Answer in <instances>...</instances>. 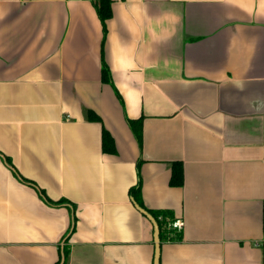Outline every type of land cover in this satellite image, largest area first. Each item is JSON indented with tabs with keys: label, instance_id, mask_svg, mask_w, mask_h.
<instances>
[{
	"label": "crops",
	"instance_id": "1",
	"mask_svg": "<svg viewBox=\"0 0 264 264\" xmlns=\"http://www.w3.org/2000/svg\"><path fill=\"white\" fill-rule=\"evenodd\" d=\"M98 1L0 0V264H264V0Z\"/></svg>",
	"mask_w": 264,
	"mask_h": 264
},
{
	"label": "trees",
	"instance_id": "2",
	"mask_svg": "<svg viewBox=\"0 0 264 264\" xmlns=\"http://www.w3.org/2000/svg\"><path fill=\"white\" fill-rule=\"evenodd\" d=\"M97 12L98 15L103 22L104 26L106 25V22L108 19L112 17V0H99L96 3ZM103 80H109L110 78V71L107 65L103 67ZM130 124L133 126L134 129H136L141 136V127H140V121L138 120H130ZM103 138H104V145L109 147L111 150H114V139L113 137L104 130L103 132ZM182 171L179 172V170L175 167L173 171V175L171 178V183L173 185H182L183 184V175ZM163 215L167 216V214L163 213ZM154 217L157 219L159 226H160V237H166L168 239H178L181 238L180 233L176 231V229L168 228V221L160 219L159 214L155 213ZM66 254L68 253L67 250H65Z\"/></svg>",
	"mask_w": 264,
	"mask_h": 264
},
{
	"label": "water",
	"instance_id": "3",
	"mask_svg": "<svg viewBox=\"0 0 264 264\" xmlns=\"http://www.w3.org/2000/svg\"><path fill=\"white\" fill-rule=\"evenodd\" d=\"M137 208L145 214L153 223L154 225V238H155V257H154V264H160V254H161V237H160V226L157 221V219L153 216L152 213H150L145 208L141 207L140 205L136 204ZM65 256L63 254L62 257V263L64 262Z\"/></svg>",
	"mask_w": 264,
	"mask_h": 264
},
{
	"label": "built area",
	"instance_id": "4",
	"mask_svg": "<svg viewBox=\"0 0 264 264\" xmlns=\"http://www.w3.org/2000/svg\"><path fill=\"white\" fill-rule=\"evenodd\" d=\"M185 226V221L182 218H176L168 222V228H173L178 231H181Z\"/></svg>",
	"mask_w": 264,
	"mask_h": 264
}]
</instances>
